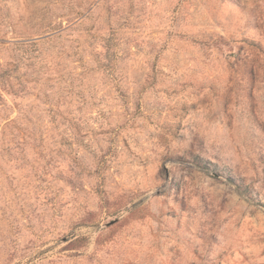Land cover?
Masks as SVG:
<instances>
[{
    "label": "rangeland",
    "instance_id": "rangeland-1",
    "mask_svg": "<svg viewBox=\"0 0 264 264\" xmlns=\"http://www.w3.org/2000/svg\"><path fill=\"white\" fill-rule=\"evenodd\" d=\"M0 264H264V0H0Z\"/></svg>",
    "mask_w": 264,
    "mask_h": 264
},
{
    "label": "water",
    "instance_id": "water-1",
    "mask_svg": "<svg viewBox=\"0 0 264 264\" xmlns=\"http://www.w3.org/2000/svg\"><path fill=\"white\" fill-rule=\"evenodd\" d=\"M113 221H111V222H108L106 225H108V224H111Z\"/></svg>",
    "mask_w": 264,
    "mask_h": 264
}]
</instances>
